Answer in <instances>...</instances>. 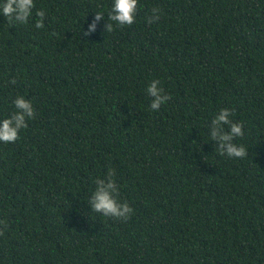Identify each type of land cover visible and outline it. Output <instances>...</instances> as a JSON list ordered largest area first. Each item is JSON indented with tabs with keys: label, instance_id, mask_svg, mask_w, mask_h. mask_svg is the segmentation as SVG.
<instances>
[{
	"label": "trees",
	"instance_id": "1",
	"mask_svg": "<svg viewBox=\"0 0 264 264\" xmlns=\"http://www.w3.org/2000/svg\"><path fill=\"white\" fill-rule=\"evenodd\" d=\"M34 2L0 12V124L19 96L36 110L0 142V264H264V0H138L123 26L114 0ZM223 108L243 158L212 137ZM98 179L130 219L94 212Z\"/></svg>",
	"mask_w": 264,
	"mask_h": 264
},
{
	"label": "clouds",
	"instance_id": "2",
	"mask_svg": "<svg viewBox=\"0 0 264 264\" xmlns=\"http://www.w3.org/2000/svg\"><path fill=\"white\" fill-rule=\"evenodd\" d=\"M35 7L34 0H3L0 3V12L4 16L14 19L16 22L27 24L32 14V9ZM138 8V0H114L109 19L118 22L119 25H131L135 20V13ZM161 9L159 7L152 8V15L148 17V23L152 24L159 21ZM37 16L40 19L36 22V28H43V17L45 12L39 10ZM102 13L97 12L96 21L100 20ZM96 24L93 22L91 30H95ZM108 32L113 31V24L108 23ZM88 33H85L87 35ZM11 83H16L15 79ZM159 79H154L147 88V92L155 99L151 102L152 110H159L161 105L171 99L169 94L164 93V89L159 87ZM15 111L10 118L3 120L0 124V142L5 144L14 143L19 138V131L28 127L27 119H34L36 117V110L30 100L19 96L14 100ZM233 114L232 110L223 108L212 121L213 124L219 125L226 123L230 125V132L221 133L219 128L212 132L213 138H219L221 144L219 151L221 155L227 154L229 157L243 158L247 155V149L243 145H237L232 141L237 137H243V124L233 122L230 116ZM114 170L109 171V177L114 176ZM98 187L90 197V204L94 212L102 213L105 217H115L117 220L127 221L134 213L133 207L127 201H120L117 198L119 188L115 179H109L107 183L103 180L96 181ZM4 235V231L0 230V236Z\"/></svg>",
	"mask_w": 264,
	"mask_h": 264
}]
</instances>
